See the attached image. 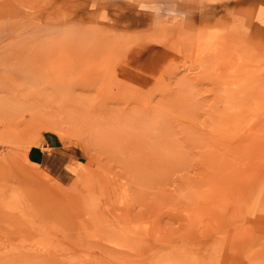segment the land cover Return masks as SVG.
<instances>
[{
	"label": "rangeland",
	"instance_id": "obj_1",
	"mask_svg": "<svg viewBox=\"0 0 264 264\" xmlns=\"http://www.w3.org/2000/svg\"><path fill=\"white\" fill-rule=\"evenodd\" d=\"M142 3L0 0V264H264V0Z\"/></svg>",
	"mask_w": 264,
	"mask_h": 264
},
{
	"label": "crops",
	"instance_id": "obj_2",
	"mask_svg": "<svg viewBox=\"0 0 264 264\" xmlns=\"http://www.w3.org/2000/svg\"><path fill=\"white\" fill-rule=\"evenodd\" d=\"M160 63L161 59L157 55L138 48H132L122 60L121 72L124 76L135 82L145 83L154 76ZM53 156H55L53 160V164L55 165L57 162H60L61 156L60 154Z\"/></svg>",
	"mask_w": 264,
	"mask_h": 264
},
{
	"label": "clouds",
	"instance_id": "obj_3",
	"mask_svg": "<svg viewBox=\"0 0 264 264\" xmlns=\"http://www.w3.org/2000/svg\"><path fill=\"white\" fill-rule=\"evenodd\" d=\"M139 10L150 12L156 27H163L169 22L176 23L185 18V14L176 6L175 0H151L149 4H140Z\"/></svg>",
	"mask_w": 264,
	"mask_h": 264
}]
</instances>
